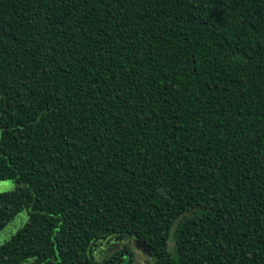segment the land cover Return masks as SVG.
I'll return each mask as SVG.
<instances>
[{
	"label": "trees",
	"instance_id": "1",
	"mask_svg": "<svg viewBox=\"0 0 264 264\" xmlns=\"http://www.w3.org/2000/svg\"><path fill=\"white\" fill-rule=\"evenodd\" d=\"M8 180L0 264H264V0H0Z\"/></svg>",
	"mask_w": 264,
	"mask_h": 264
},
{
	"label": "rangeland",
	"instance_id": "2",
	"mask_svg": "<svg viewBox=\"0 0 264 264\" xmlns=\"http://www.w3.org/2000/svg\"><path fill=\"white\" fill-rule=\"evenodd\" d=\"M16 187L15 183L11 180L8 181H0V193H7L10 191H13L14 188ZM27 212L23 211L19 215H17L1 232H0V244L6 242L10 237L17 231L19 230L27 221ZM116 243V244H115ZM127 243V242H124ZM122 243H117L114 241L111 242H97L95 245L96 251L98 254L104 252V248L109 249V247L116 246L119 247ZM130 245V250L133 252L134 257L133 260L135 264H144L145 263V255L141 253L140 250H137L134 248L132 243H129ZM172 249V245H169V250Z\"/></svg>",
	"mask_w": 264,
	"mask_h": 264
},
{
	"label": "flooded vegetation",
	"instance_id": "3",
	"mask_svg": "<svg viewBox=\"0 0 264 264\" xmlns=\"http://www.w3.org/2000/svg\"><path fill=\"white\" fill-rule=\"evenodd\" d=\"M132 244L133 246H135L137 250H140L142 254L149 256V258H151L148 249H146L138 241L132 240ZM116 246L109 247V249L104 248V252L100 254H98V252L96 251L97 248H93L92 256L90 258L92 259L93 262H99L103 264H115L117 262L122 263V261L125 260L127 256L124 253H119L118 247ZM133 264H135L134 260H133Z\"/></svg>",
	"mask_w": 264,
	"mask_h": 264
}]
</instances>
